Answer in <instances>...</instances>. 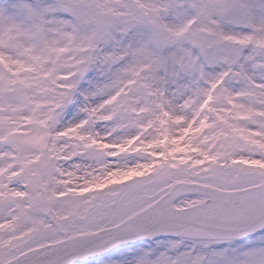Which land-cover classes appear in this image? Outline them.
<instances>
[{"label":"snow or ice","instance_id":"1","mask_svg":"<svg viewBox=\"0 0 264 264\" xmlns=\"http://www.w3.org/2000/svg\"><path fill=\"white\" fill-rule=\"evenodd\" d=\"M0 264H264V0H0Z\"/></svg>","mask_w":264,"mask_h":264}]
</instances>
